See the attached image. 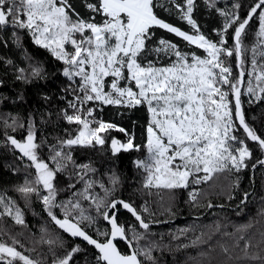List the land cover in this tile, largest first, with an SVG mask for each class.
I'll use <instances>...</instances> for the list:
<instances>
[{"label": "snow or ice", "instance_id": "1", "mask_svg": "<svg viewBox=\"0 0 264 264\" xmlns=\"http://www.w3.org/2000/svg\"><path fill=\"white\" fill-rule=\"evenodd\" d=\"M204 2L224 17L215 41L201 33L192 18L194 0H84L89 12L86 17L71 0H0V30H26L36 45L62 63V75L70 82L65 92L72 95L67 108L61 110L62 115L69 124L79 126L74 136L69 134L50 146L47 160L38 155L43 142H37L31 123L22 140L7 136V141L35 169L32 184L40 186L26 182L18 191L39 196L48 216L63 232L92 246L94 264H144L141 256L151 260V249L140 246L144 233L138 231L148 230L149 223L133 202L114 198L119 183L116 176L111 178L112 189L99 184L104 196L94 195L91 190L95 182L87 180L82 191L74 192L67 201H58L59 189L54 181L69 163L79 169L81 180L94 171L89 164L77 165L71 151L65 149L108 143L113 156L142 152L134 164L144 174L143 186L170 190L207 182L218 172L247 168L252 151L246 140L256 142L264 151V138L246 121L242 102L244 95L264 101V0H254L244 18L236 11L239 3L233 4L234 10L230 11L217 7L218 0ZM157 8L169 13L175 10L193 31L189 33L166 22L158 16ZM254 18L258 30L249 47L244 38ZM155 28L202 49L204 55L182 51L176 43L163 38L153 44ZM12 35L19 43L18 32L13 31ZM161 54L167 63H161ZM19 72L18 79H27L25 69ZM31 74L40 76L41 69L33 67ZM103 106L144 107L147 119L142 142L137 143L134 131L98 118L96 112L102 111ZM5 125L15 131L17 121L13 119L11 125ZM241 130L244 138L237 134ZM112 131L123 134L124 139L106 137ZM257 163L264 166V159ZM41 188L46 193L42 196ZM79 198L90 203L95 216ZM0 205L4 209L0 216L7 215L16 224H24L19 207L14 209L13 203L5 202L2 195ZM121 208L137 224L121 223ZM99 219L107 227H95ZM121 242L127 252L121 251ZM18 243L15 239L11 244L0 242V264H38L17 249ZM81 251L77 244L53 264H74V256Z\"/></svg>", "mask_w": 264, "mask_h": 264}, {"label": "trees", "instance_id": "2", "mask_svg": "<svg viewBox=\"0 0 264 264\" xmlns=\"http://www.w3.org/2000/svg\"><path fill=\"white\" fill-rule=\"evenodd\" d=\"M71 3L82 16L89 15L84 0H71ZM236 3L240 4L236 11L244 18L254 0H238L233 4ZM233 4L229 6L227 0H218L217 7L231 11L234 10ZM156 11L166 22L183 31H193L175 10L169 13L157 8ZM192 18L201 33L213 41L218 39L217 32L223 26L224 17L209 8L204 0H194ZM257 30L258 21L254 18L244 38V43L249 47L255 40ZM13 31L18 32L19 43L12 35ZM153 31V44L163 38L176 43L182 51L204 55L202 49L188 45L182 38L164 29L155 28ZM160 60L167 63L163 54ZM33 67L41 69L40 76L31 74ZM62 67V63L48 50L33 42L26 30L11 27L0 30V195L4 196L5 202L11 201L14 209L19 207L24 219V224H16L12 217L0 216V242L11 244L13 239L19 241L15 245L17 249L38 264H53L54 260L62 258L66 251L78 244L83 251L74 256V264H94L95 251L63 232L48 216L39 196H26L18 191L26 182L32 184L35 181V169L7 141L9 135L22 140L31 123L37 142H43L38 155L47 160L51 145L68 138L69 134H76L79 126L69 124L61 111L67 108V101L72 99L71 93L65 92L70 82L62 75ZM21 68L25 69L27 79H18ZM242 102L246 121L264 138V101H254L252 97L244 95ZM96 116L134 131L137 143L142 142L143 126L147 119L144 107L125 109L103 106ZM13 119L17 121L15 131L5 125V122L11 125ZM237 134L244 138L242 131ZM105 135L124 139L123 134L116 131ZM246 143L252 151L247 168L240 172H218L207 182L190 183L187 188L171 190L143 186L144 174L134 164L143 155L142 152H121L113 156L108 143L94 147L73 146L65 151H71L77 165L89 164L94 171H89L81 180L77 175L79 169L69 163L55 178L54 183L59 189L57 199L67 201L72 198L74 192L83 190L87 180L95 182L91 190L94 195L104 196L99 184L112 189L111 178L116 176L119 183L115 186L114 198L133 202L145 221L153 224L146 231L137 225L138 231L144 233L140 246L151 249V260L140 257L144 264H264V166L252 167L257 160L263 159V152L258 144L247 140ZM73 184L75 188L70 187ZM40 194H46L42 188ZM79 199L83 207L95 216L90 203ZM209 204L212 205L210 209ZM3 211L0 205V212ZM56 211L62 215L59 210ZM118 215L121 223L137 224L130 214L120 211ZM95 227L103 229L107 225L99 219ZM89 232L93 234L94 230L90 229ZM49 240L55 243H47ZM119 247L123 252L128 251L122 243Z\"/></svg>", "mask_w": 264, "mask_h": 264}, {"label": "water", "instance_id": "3", "mask_svg": "<svg viewBox=\"0 0 264 264\" xmlns=\"http://www.w3.org/2000/svg\"><path fill=\"white\" fill-rule=\"evenodd\" d=\"M242 131V130H241ZM243 132V131H242ZM244 134V133H243ZM249 143H253V144H257L256 142H254V141H251V140H247ZM263 154H264V151H263ZM264 159V158H263ZM257 166H259V164H256V166L255 167H257ZM254 167V168H255ZM253 168V169H254ZM120 211H122V212H125V213H127V214H130V213H128L126 210H124V209H120ZM131 215V214H130ZM105 224H106V222H104ZM152 224H149V227L151 226ZM159 224H157V226H158ZM143 230V229H142ZM67 234V233H66ZM68 235V234H67ZM69 236V235H68ZM71 239H73V240H77V241H79L80 243H82V244H84V245H86V246H88V247H90V248H92L94 251H95V249L92 247V246H90V245H88L85 241H83L81 238H73V237H71V236H69ZM122 244H124L123 242H121ZM125 245V244H124ZM126 246V245H125ZM128 249V248H127Z\"/></svg>", "mask_w": 264, "mask_h": 264}, {"label": "rangeland", "instance_id": "4", "mask_svg": "<svg viewBox=\"0 0 264 264\" xmlns=\"http://www.w3.org/2000/svg\"><path fill=\"white\" fill-rule=\"evenodd\" d=\"M227 1H228L229 6H231L234 2H236V1H238V0H227ZM152 225H153V224H152ZM152 225H151V226H152ZM151 226H150V227H151Z\"/></svg>", "mask_w": 264, "mask_h": 264}, {"label": "bare ground", "instance_id": "5", "mask_svg": "<svg viewBox=\"0 0 264 264\" xmlns=\"http://www.w3.org/2000/svg\"><path fill=\"white\" fill-rule=\"evenodd\" d=\"M262 152H263V151H262ZM263 158H264V154H263ZM257 164H258V163H257ZM257 167H258V166H257ZM255 168H256V167H255ZM255 168H254V169H255ZM210 208H211V207H209L208 209H210Z\"/></svg>", "mask_w": 264, "mask_h": 264}]
</instances>
